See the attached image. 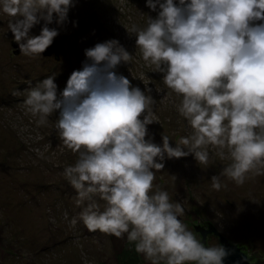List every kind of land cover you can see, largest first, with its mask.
Masks as SVG:
<instances>
[{
    "label": "clouds",
    "instance_id": "clouds-1",
    "mask_svg": "<svg viewBox=\"0 0 264 264\" xmlns=\"http://www.w3.org/2000/svg\"><path fill=\"white\" fill-rule=\"evenodd\" d=\"M75 2L0 0V11L10 18L8 30L20 53L36 57L59 35L49 25L63 26ZM145 3L156 15H148L143 28H125L135 35L142 60L180 97L175 107L191 133L175 146L164 133L162 144L153 142L147 126L159 122L156 100L149 82L142 90L117 73L119 65L133 60L118 39L85 49L82 68L71 73L62 91L54 75L34 85L29 81L23 104L39 117L38 126L58 113L60 140L78 154L64 175L89 232L118 239L126 234L150 264H223L228 250L220 244L206 247L181 219L183 204L153 182L166 158L193 155L207 166L210 147L231 161L211 177L214 190L227 187L222 177L241 186L264 176V0ZM41 21L39 34H31Z\"/></svg>",
    "mask_w": 264,
    "mask_h": 264
},
{
    "label": "rangeland",
    "instance_id": "rangeland-1",
    "mask_svg": "<svg viewBox=\"0 0 264 264\" xmlns=\"http://www.w3.org/2000/svg\"><path fill=\"white\" fill-rule=\"evenodd\" d=\"M148 15L156 13L146 7L145 0H76L63 26L49 25L58 28L54 42L63 45L64 53L26 57L16 54V41L7 26L10 18L0 11V264H150L127 242L126 234L118 239L87 230L79 219L82 207L75 203L76 191L64 175L78 154L60 140L55 127L58 113L38 126L39 117L23 104L29 81L34 85L54 75L62 91L71 73L82 68L85 49L118 39L133 60L119 65L117 73L142 90L149 82L156 100L154 117L159 122L147 126L149 136L162 144L164 133L175 146L176 140L192 131L176 110L180 97L166 88L162 73L152 71L142 60L135 35L125 28L145 27ZM42 25L43 21L34 26L31 34L38 35ZM17 92L23 94H13ZM209 151L207 166L199 165L193 155L166 158L154 188L159 185L183 204L181 219L194 232L193 223L209 220L229 241H247L250 253L257 251L263 259L264 176L249 174L251 178L241 186L222 177L227 187L216 191L210 179L231 161L221 159L211 147Z\"/></svg>",
    "mask_w": 264,
    "mask_h": 264
},
{
    "label": "water",
    "instance_id": "water-1",
    "mask_svg": "<svg viewBox=\"0 0 264 264\" xmlns=\"http://www.w3.org/2000/svg\"><path fill=\"white\" fill-rule=\"evenodd\" d=\"M52 44L55 46H53ZM52 44L43 52V54L48 55L51 54L53 51H56L57 54H59L60 52L64 53L62 44H58L57 42L54 41ZM13 46L17 48L16 54L20 53L19 45L17 44V42H13ZM202 221L203 220L200 219V222ZM205 221H209V220H205ZM199 224H200L199 221L198 224L193 223V225H199ZM215 231L219 234L216 228ZM222 242L224 243L225 245L224 247L226 248V250H228L229 252V254L224 258L223 264H251L249 256L238 245V243H246L247 241L232 243V241H229L226 237H223ZM248 245L251 246V244ZM252 253L253 255L257 254L258 257L260 255L259 253H257V251H254ZM255 260L256 262H259V264H264V258L263 259L260 258V260H257L256 258L253 259V261Z\"/></svg>",
    "mask_w": 264,
    "mask_h": 264
},
{
    "label": "flooded vegetation",
    "instance_id": "flooded-vegetation-1",
    "mask_svg": "<svg viewBox=\"0 0 264 264\" xmlns=\"http://www.w3.org/2000/svg\"><path fill=\"white\" fill-rule=\"evenodd\" d=\"M199 223H200L199 225H194V229H195V232L199 235L201 242L204 243L206 247L215 246V244H212V240L214 239L218 241L217 244L225 246L224 243L222 242V238L224 237V235L220 233L218 234L215 231L216 227L210 221H202Z\"/></svg>",
    "mask_w": 264,
    "mask_h": 264
},
{
    "label": "trees",
    "instance_id": "trees-1",
    "mask_svg": "<svg viewBox=\"0 0 264 264\" xmlns=\"http://www.w3.org/2000/svg\"><path fill=\"white\" fill-rule=\"evenodd\" d=\"M239 247L249 256L250 261L253 259L260 260L257 254L253 255L250 253L249 245L247 243H238ZM252 264H259V262L251 261Z\"/></svg>",
    "mask_w": 264,
    "mask_h": 264
}]
</instances>
